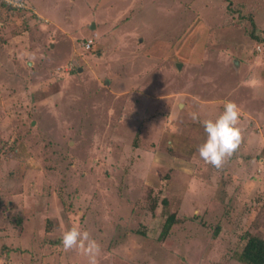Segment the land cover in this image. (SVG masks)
Returning a JSON list of instances; mask_svg holds the SVG:
<instances>
[{
    "label": "rangeland",
    "instance_id": "374dc122",
    "mask_svg": "<svg viewBox=\"0 0 264 264\" xmlns=\"http://www.w3.org/2000/svg\"><path fill=\"white\" fill-rule=\"evenodd\" d=\"M26 4L0 13V264H87L62 247L73 225L98 264H245L264 237V0ZM226 100L242 141L217 169L190 113Z\"/></svg>",
    "mask_w": 264,
    "mask_h": 264
},
{
    "label": "clouds",
    "instance_id": "9594fccd",
    "mask_svg": "<svg viewBox=\"0 0 264 264\" xmlns=\"http://www.w3.org/2000/svg\"><path fill=\"white\" fill-rule=\"evenodd\" d=\"M193 121H198L204 129L206 138L198 145L199 157L207 164L219 169L231 158L242 141L239 128L240 110L231 100L223 102V110L214 117L199 119L198 114L190 113ZM65 251L75 250L87 258V264H98L101 253L99 242L87 230L78 225L64 230L60 236Z\"/></svg>",
    "mask_w": 264,
    "mask_h": 264
},
{
    "label": "trees",
    "instance_id": "16d2710c",
    "mask_svg": "<svg viewBox=\"0 0 264 264\" xmlns=\"http://www.w3.org/2000/svg\"><path fill=\"white\" fill-rule=\"evenodd\" d=\"M251 24L253 25V29L250 32V36L253 39H258V41L263 42L264 37L260 36V32L257 31L256 24L253 20H251ZM176 221L177 218L174 213L168 216L159 236L160 239H165L169 235L170 229ZM237 258L245 264H264V237L257 235L248 236Z\"/></svg>",
    "mask_w": 264,
    "mask_h": 264
},
{
    "label": "built area",
    "instance_id": "2783aa9c",
    "mask_svg": "<svg viewBox=\"0 0 264 264\" xmlns=\"http://www.w3.org/2000/svg\"><path fill=\"white\" fill-rule=\"evenodd\" d=\"M27 0H0V13L2 8H6L9 10L10 8H20V7H27L26 4ZM0 26H1V20H0ZM92 40H87V47L89 48L91 46Z\"/></svg>",
    "mask_w": 264,
    "mask_h": 264
}]
</instances>
